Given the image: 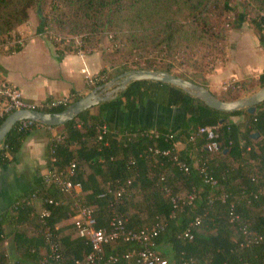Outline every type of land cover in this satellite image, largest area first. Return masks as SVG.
I'll return each instance as SVG.
<instances>
[{
  "label": "trees",
  "instance_id": "obj_1",
  "mask_svg": "<svg viewBox=\"0 0 264 264\" xmlns=\"http://www.w3.org/2000/svg\"><path fill=\"white\" fill-rule=\"evenodd\" d=\"M232 2L0 0V43L7 45L5 39L27 22L34 11L40 22L39 34L50 40L59 54L77 53L80 49L90 54L102 37L109 38V47L123 61L114 65L111 73L104 67L96 76L98 80L93 88L131 69L163 70L209 88L202 71L209 57L225 58L232 12H238V22H249L261 32L260 41L264 45V0H238L236 7ZM70 38L79 39L76 48L72 46L76 45L75 39L66 45ZM20 39L19 34L13 38L8 54L23 48ZM186 65L194 71H179ZM261 86H264V72L258 78L232 81L226 95H216L231 100ZM81 97L77 96L71 103ZM149 102L185 112L186 118L177 131L155 128L164 134L172 132L177 141L184 142L179 158L189 166V171L171 157L140 156L152 145L171 146L165 137L150 139L139 134L154 127H115L108 120L113 110L133 112ZM70 104L45 110L62 111ZM1 107L0 104V110ZM232 116L243 119L235 122ZM6 117H0V125ZM104 124L108 132L98 140ZM219 124V151L206 148L205 134L196 142L190 140L200 127ZM51 128L55 132L48 148V168L51 149L55 148L58 169L66 178L82 183L81 200L96 208L100 227H109L114 213L126 219L128 228L133 230L166 223L156 244L170 264H264V241L247 245L248 236L243 231L244 225H248L250 230L264 234V102L256 106L254 113L248 110L227 113L209 107L169 83L142 80L133 83L118 98ZM115 131H134L138 135L128 140L117 136ZM30 132L19 130V124L14 126L0 150V166L10 162V153L20 149ZM254 133L259 136L253 137ZM57 134L65 135V140H53ZM72 164H75L73 175ZM203 166L215 178L214 183L206 182ZM129 178L133 179L130 185ZM124 186L122 196L116 198L115 193ZM224 192L231 195L222 202L219 196ZM243 192L245 200L240 198ZM103 193L106 195L101 197ZM190 195L195 196L193 200L189 199ZM172 197L178 201L176 208ZM49 199L58 204L49 203ZM72 205L73 199L54 183H43L42 188L18 197L9 214L0 217V264H43L42 249H46L49 231L58 241L64 260L47 264H74L82 260L91 251L90 245L78 235L73 224L65 230L56 225L74 213ZM45 208L50 210V215L42 218ZM233 211L240 214L239 220L231 221ZM198 216L201 223L193 226L194 237L179 238V233ZM24 217L29 227L21 229L18 226ZM9 237L13 238V248L8 246ZM133 247L132 243L123 241L110 242L105 244L104 253L108 256ZM114 264L137 263L134 259L120 258Z\"/></svg>",
  "mask_w": 264,
  "mask_h": 264
},
{
  "label": "crops",
  "instance_id": "obj_2",
  "mask_svg": "<svg viewBox=\"0 0 264 264\" xmlns=\"http://www.w3.org/2000/svg\"><path fill=\"white\" fill-rule=\"evenodd\" d=\"M257 32L255 28H247L244 32L237 33L232 43L227 42L229 62L210 74L211 79L218 77L219 91L223 89L225 82L258 78L264 72V46L258 42ZM84 64L94 76H98L105 66L101 53L62 55L50 40L40 35L31 36L20 51L0 53V75L18 88L26 101L34 104L87 94L93 86L89 85L86 74L83 73ZM185 118L183 110L153 102L140 106L133 112L120 109L113 110L108 115V120L115 127L135 125L165 128L173 132L180 128ZM231 119L239 122L243 117L235 120L232 116ZM54 132L50 127L34 128L24 139L20 149L10 153V162L0 166L1 218L9 214L18 197L43 187L44 174L48 169V148ZM178 147L182 151L185 148L184 142L179 141ZM56 225L65 230L72 225V219H63ZM18 227L28 228V219L22 218ZM66 232L69 233V229ZM8 246L13 248L12 237L8 239ZM44 253L45 249H42V254Z\"/></svg>",
  "mask_w": 264,
  "mask_h": 264
},
{
  "label": "built area",
  "instance_id": "obj_3",
  "mask_svg": "<svg viewBox=\"0 0 264 264\" xmlns=\"http://www.w3.org/2000/svg\"><path fill=\"white\" fill-rule=\"evenodd\" d=\"M21 40V39H20ZM19 40V41H20ZM22 43V42H20ZM79 45V39L76 40V45H72L74 48ZM77 54L84 56L85 53L80 49ZM83 73L86 74L88 83L90 86H94L98 78L94 76L89 70L88 66L84 64ZM99 78L103 79L102 76ZM76 96H66L60 99L49 100L40 104H34L26 101L21 93V91L16 88L13 84L7 82L0 75V117L8 116L17 109L22 108H33V109H54L59 106L70 104ZM47 111V110H46ZM19 130L32 131L34 128L39 127V123L32 120H22L18 122ZM42 125V124H41ZM51 128V126H50ZM220 124L214 126H204L200 127L197 133L191 136L190 140L196 142L200 135H206L208 143L206 148L209 151L217 152L220 150ZM108 132L107 125L101 127V132L98 136V140H102L104 135ZM115 134L119 137H126L128 140H133L138 132L130 131L120 133L115 131ZM143 137H148L150 139H159L165 137L166 140L171 142L170 147H160L157 145H152L148 148L145 153H141V157H171L177 164L189 171V166L180 160L179 158V141L175 139L172 132L162 133L156 128L149 130H143L139 133ZM55 141L62 142L65 140V135L57 134L53 137ZM55 148L51 149V167L47 169L44 174V183L50 184L54 183L59 186L60 190L66 195L73 199L72 210L73 214L70 216L72 219V224L77 229L79 236L83 237L91 247V251L82 259L76 260L74 264H114L120 258L134 259L137 264H170V261L165 257L160 250L157 249L156 239L158 236L165 231L166 223H157L155 225L143 227L141 229L133 230L128 228L127 220L124 219L119 213H114L109 227H100L98 225V214L94 206L88 205L81 200V194L83 192V186L81 182H73L71 179L65 177L63 171H60L57 166V157L55 155ZM146 155V156H145ZM75 164H72L70 168V173L73 175ZM201 171L206 174V182L214 183L215 178L208 175L206 172V167H202ZM133 179L129 178L127 184H132ZM125 186L122 187L115 193L116 198H120L125 191ZM106 193H103L101 197H104ZM231 194L224 192L219 196V200L225 202ZM194 195H190L189 199L193 200ZM241 200H245L246 194L243 192L241 194ZM175 208L178 207V201L175 197H172ZM49 203L58 204L54 199H49ZM233 209H235V204H232ZM50 215V210L45 208L42 211V218L48 217ZM231 221L239 220L240 214L233 211L231 214ZM201 223V218L198 216L191 226L185 228L179 233V238L188 240L194 237L193 226ZM244 233L248 236L247 245L252 243H260L264 241V234L252 231L249 229L248 225H244ZM123 241L126 243H132L133 248L127 250L126 252H117L116 254H110L105 256L104 246L110 242ZM64 256L60 250V245L55 239L52 232L47 233L46 249L43 255L42 263L47 264L51 261L62 262ZM188 264V263H185Z\"/></svg>",
  "mask_w": 264,
  "mask_h": 264
},
{
  "label": "water",
  "instance_id": "obj_4",
  "mask_svg": "<svg viewBox=\"0 0 264 264\" xmlns=\"http://www.w3.org/2000/svg\"><path fill=\"white\" fill-rule=\"evenodd\" d=\"M142 80H156L169 83L201 100L209 107L227 113L241 110H248V112L254 113L256 106L264 102V86L246 95L227 100L218 97L209 88L171 72L154 69H131L111 78L103 84L95 86L87 94L71 103L62 111H46L33 108L15 110L0 125V150L4 146L8 133L22 120H32L51 127L60 126L74 120L88 109L118 98L133 83ZM257 136H259L258 133L253 134V137Z\"/></svg>",
  "mask_w": 264,
  "mask_h": 264
},
{
  "label": "rangeland",
  "instance_id": "obj_5",
  "mask_svg": "<svg viewBox=\"0 0 264 264\" xmlns=\"http://www.w3.org/2000/svg\"><path fill=\"white\" fill-rule=\"evenodd\" d=\"M232 1H233L232 5L235 6V4H236V2L238 0H232ZM237 13H238L237 11L232 12V19H231L232 21L228 25V29L230 30V35H229V38H228L227 42H230V43L233 42V38L235 37V35L237 33L244 32L247 28H254L249 22L248 23L244 22V21L241 22L240 20L238 22V18L239 17L237 16ZM39 26H40V22L38 21V18L36 16L35 12L32 11L30 19L27 22H25L24 24L20 25L19 28L12 33L11 37H7L5 39L7 45H2L0 43V53L1 52L7 53V50L14 44L13 38L17 34L20 35L21 40L19 42H22V43H25L31 36L40 35L39 34V30H38ZM257 31H258L257 32V36L259 37L258 42H260L261 46H264L261 43V41H260L261 32L259 30H257ZM263 34H264V32H263ZM230 36H232V37H230ZM71 39L77 40V38H70V39L66 40V45L72 44V43H70ZM109 46H110L109 38L102 37L100 43H97V47H96L94 52L102 54L103 62H104V65H105L104 67H108L109 73H111V72H113L114 65H116V66L120 65L119 62H122L123 59L119 55H115L114 50L111 49ZM226 49H228V44H226ZM94 52H92V53H94ZM206 62H207V66L204 67V70L202 71V74H204L206 76L207 84L210 85V87L214 91H216L218 95L219 94L220 95H224V94L226 95V93H225L226 91L225 90H226V88L228 86L231 85V82H225L224 86H223V89L219 91V80H218V77L214 78L215 80L211 79L210 74H212L213 72H217L219 70V66L227 65V63L229 62L228 51L226 50L225 58H222L221 55H219L217 57V59H215V60H213L212 57H209L208 59H206ZM129 63L131 64V60H130ZM183 70H185V72L189 70L188 71L189 73L194 71L192 68H189L187 65L183 66L181 69H179V71H181V72ZM257 89H255V90H257ZM241 93H244V92L241 91ZM244 95H246V94H244ZM240 118H241V116H234L235 120H239ZM209 126H214V125H209Z\"/></svg>",
  "mask_w": 264,
  "mask_h": 264
}]
</instances>
